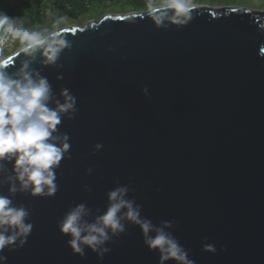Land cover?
<instances>
[{
	"label": "water",
	"instance_id": "95a60500",
	"mask_svg": "<svg viewBox=\"0 0 264 264\" xmlns=\"http://www.w3.org/2000/svg\"><path fill=\"white\" fill-rule=\"evenodd\" d=\"M196 5L181 29L132 18L147 11L61 28L70 47L42 75L77 97L76 118L59 126L71 159L57 170L55 196H16L34 227L7 264H158L137 226L114 238L103 261L91 250L74 255L60 233L70 206L105 209L116 180L130 183L154 224L178 222L173 234L196 264H264V12ZM16 52L4 58L9 72L23 58ZM96 143L103 149L92 155Z\"/></svg>",
	"mask_w": 264,
	"mask_h": 264
},
{
	"label": "clouds",
	"instance_id": "9594fccd",
	"mask_svg": "<svg viewBox=\"0 0 264 264\" xmlns=\"http://www.w3.org/2000/svg\"><path fill=\"white\" fill-rule=\"evenodd\" d=\"M197 5L192 0H148L145 15L160 29L175 26L181 29L194 18ZM62 21H57V28ZM264 31V26H258ZM48 29H29L20 17H11L0 10V46L11 40L20 44L16 56L23 58L15 71L6 69L11 58L0 59V264H7L6 252L24 247L33 231L30 209L14 201L18 194L50 198L59 190L57 170L62 160L71 159L70 137L60 130L64 119L74 120L78 114L77 97L71 89L62 87L57 94L49 79L42 75L44 67H57L59 57L70 47L61 32ZM264 47V45H262ZM2 50V48H0ZM109 51H113L109 48ZM39 63V68L32 65ZM57 75V80H63ZM147 97L149 89L142 87ZM103 149L96 143L92 155ZM92 167L86 169L91 175ZM107 193L105 209L93 210L85 203L70 206L57 226L62 235L69 237L67 245L74 255L84 258L91 250L101 261L111 251L108 246L114 238L127 231V225L141 230L143 243L149 251L156 252L158 264H196L173 234L177 221L161 220L154 224L142 215L143 206L129 196L130 183ZM7 188V195L3 189ZM84 190L91 192L89 185ZM208 238L205 237V240ZM202 251L216 254L213 243H205Z\"/></svg>",
	"mask_w": 264,
	"mask_h": 264
},
{
	"label": "rangeland",
	"instance_id": "374dc122",
	"mask_svg": "<svg viewBox=\"0 0 264 264\" xmlns=\"http://www.w3.org/2000/svg\"><path fill=\"white\" fill-rule=\"evenodd\" d=\"M86 12L77 14L69 6V2L58 4L48 3L46 6L38 7L37 16L34 25L28 26L29 29L50 31L60 30L70 25H83L93 20H99L107 14H127L130 12L147 11V7L143 10L136 9L133 0H83ZM194 4H203L211 7L224 6H243L255 11L264 12V0H192ZM57 21H62L57 28L53 25ZM20 47L18 41L9 40L0 48V59L16 52Z\"/></svg>",
	"mask_w": 264,
	"mask_h": 264
},
{
	"label": "trees",
	"instance_id": "16d2710c",
	"mask_svg": "<svg viewBox=\"0 0 264 264\" xmlns=\"http://www.w3.org/2000/svg\"><path fill=\"white\" fill-rule=\"evenodd\" d=\"M69 2L70 8L77 14L85 13L87 8L83 0H0V10L5 11L11 17H20L24 26H32L36 20L38 7L48 3L62 4ZM136 9L143 10L147 7L148 0H133Z\"/></svg>",
	"mask_w": 264,
	"mask_h": 264
},
{
	"label": "bare ground",
	"instance_id": "6f19581e",
	"mask_svg": "<svg viewBox=\"0 0 264 264\" xmlns=\"http://www.w3.org/2000/svg\"><path fill=\"white\" fill-rule=\"evenodd\" d=\"M140 12H142V11H140ZM114 15V14H113Z\"/></svg>",
	"mask_w": 264,
	"mask_h": 264
}]
</instances>
